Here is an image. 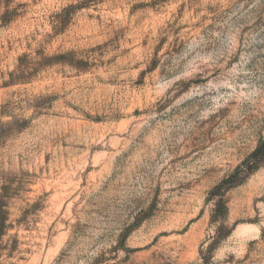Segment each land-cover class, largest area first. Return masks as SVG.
Listing matches in <instances>:
<instances>
[{
  "label": "rangeland",
  "instance_id": "rangeland-1",
  "mask_svg": "<svg viewBox=\"0 0 264 264\" xmlns=\"http://www.w3.org/2000/svg\"><path fill=\"white\" fill-rule=\"evenodd\" d=\"M0 264H264V0H0Z\"/></svg>",
  "mask_w": 264,
  "mask_h": 264
}]
</instances>
